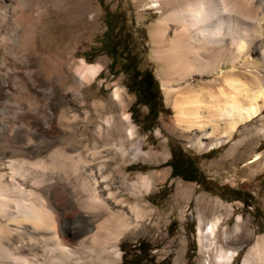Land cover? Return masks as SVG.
<instances>
[{
	"label": "bare ground",
	"instance_id": "obj_1",
	"mask_svg": "<svg viewBox=\"0 0 264 264\" xmlns=\"http://www.w3.org/2000/svg\"><path fill=\"white\" fill-rule=\"evenodd\" d=\"M152 3L159 14L151 41L155 59L164 64L161 89L190 146L217 149L238 133L240 139L227 150L231 157L256 119L264 138V0ZM38 19L25 18L23 40L32 38ZM42 62L52 64L32 60L35 65ZM100 71L99 64L83 60L75 68L80 85L94 81ZM121 91H112V107L124 108ZM82 141L70 135L33 140L17 129L13 136L0 138V264H118L120 240L149 214L158 213L142 197L163 173L139 175L134 182L122 175L124 167L146 158L127 113L105 117L94 137ZM259 160L256 153L247 164L259 168ZM113 173L120 176L127 197L113 187ZM214 206L220 210L221 203ZM215 209L209 218L197 213L201 251L212 247L209 240L222 224ZM228 239L222 231L220 242L213 244L215 262L232 259L224 249ZM240 264H264V235L250 245Z\"/></svg>",
	"mask_w": 264,
	"mask_h": 264
},
{
	"label": "rangeland",
	"instance_id": "obj_2",
	"mask_svg": "<svg viewBox=\"0 0 264 264\" xmlns=\"http://www.w3.org/2000/svg\"><path fill=\"white\" fill-rule=\"evenodd\" d=\"M152 1L0 0V138L13 136L17 129L19 134L26 132L33 140L70 135L85 143L94 137L96 127L105 117L113 115L117 119L121 113H127L146 158L124 167L122 175L132 182L139 175L163 173V176L142 197L143 203L158 213L149 214L130 236L120 240L118 264L129 263L130 259L141 264H174L176 257H180L179 264H240L250 245L264 235V138L258 134L261 122L256 119L249 123L252 131L246 133L244 143L231 157L227 150L233 141L240 139L238 133L217 149L198 151L190 146L187 134L175 125L173 109L161 89L164 64L155 59L151 41L152 27L159 14ZM105 10L121 12L135 34H145L144 66L158 82L162 105L149 132H144L140 124L146 107L138 108L136 123L129 113L134 96L127 93L122 74L110 73V60L101 54L91 63L86 62L84 54L98 46L105 30ZM31 16L39 19L32 27V38L23 40L25 18ZM12 35L17 36L16 43L12 42ZM32 60H50L52 64L35 65ZM79 60L101 66L94 81L79 84L75 74ZM37 73L46 76L39 77ZM117 87L122 89L123 109L111 106V93ZM173 152L193 160L209 184L170 178L171 169L166 164ZM256 153L260 156L259 168L247 164ZM112 167L107 166V170ZM119 179L113 173V187L119 189L120 196L127 197ZM222 187L249 194L243 201L250 206L233 200L229 191L221 192ZM215 201L221 203L220 210L215 209ZM214 209L223 221L209 242H220L222 231H226L229 239L224 249L233 255L230 263L213 260V244L202 251L198 245L197 213L209 218L217 213ZM139 244L140 250H136ZM143 252H147L145 256Z\"/></svg>",
	"mask_w": 264,
	"mask_h": 264
},
{
	"label": "trees",
	"instance_id": "obj_3",
	"mask_svg": "<svg viewBox=\"0 0 264 264\" xmlns=\"http://www.w3.org/2000/svg\"><path fill=\"white\" fill-rule=\"evenodd\" d=\"M103 24L105 30L98 40V46L86 52V62L91 63L98 55H105L109 60L108 70L112 75L122 74L125 78L124 87L128 94L134 96V102L129 109L132 119L137 123L136 115L138 108L146 107L147 113L140 124L144 132L151 131L159 113L162 110L159 85L154 79L151 70L144 66L145 34L133 31L132 25H127V20L121 12H104ZM166 166L170 167V178H180L185 182H195L203 185L206 182L204 176L198 171L196 164L188 156L180 152L171 155ZM221 192H230L233 200L244 202L243 199L249 194L221 188ZM208 191V190H206ZM248 207L249 203L244 202ZM257 212V210H256ZM136 250H140V244ZM147 252H143L145 256ZM141 264L136 259H130L129 263Z\"/></svg>",
	"mask_w": 264,
	"mask_h": 264
}]
</instances>
